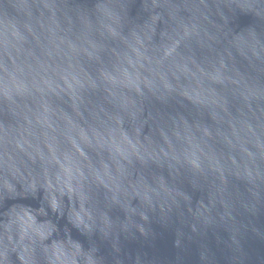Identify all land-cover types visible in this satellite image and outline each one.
<instances>
[{
    "label": "clouds",
    "instance_id": "1",
    "mask_svg": "<svg viewBox=\"0 0 264 264\" xmlns=\"http://www.w3.org/2000/svg\"><path fill=\"white\" fill-rule=\"evenodd\" d=\"M237 10L264 22V0H145L135 17L106 0L70 20L55 51L33 45L31 20L0 21V203L41 200L0 224V264H84L95 249L73 230L148 236L175 216L196 233L264 213V33L230 27ZM53 124L63 156L40 165L36 130ZM224 125L242 163L217 148Z\"/></svg>",
    "mask_w": 264,
    "mask_h": 264
},
{
    "label": "water",
    "instance_id": "2",
    "mask_svg": "<svg viewBox=\"0 0 264 264\" xmlns=\"http://www.w3.org/2000/svg\"><path fill=\"white\" fill-rule=\"evenodd\" d=\"M104 2L106 0H0V21L15 23L18 20H31L37 30L35 35H29L33 45L55 51L60 38L72 26L70 20L75 24L80 17L87 16L91 10ZM123 3L129 9L130 16L135 17L145 0H123ZM42 24L44 27H41ZM229 26L235 31L253 28L258 34L264 33V22L239 10L231 15ZM110 48L118 55L131 52L124 44H112ZM123 91L133 94L127 88ZM182 99L190 108H195V99ZM62 107L67 114L71 113L68 104ZM54 128L55 124L36 130L38 139L34 141V151L40 165H50L54 153L63 156L64 148L53 132ZM214 134L217 148L223 149L224 152H234L237 163H242L241 146L237 145L234 149L232 147L236 130L231 125H224L215 128ZM240 191L243 192L242 186ZM203 203H207L206 197L205 201H197L192 205L190 210L181 207L184 217L190 220L187 213L190 211L192 219H196L197 214L204 211ZM40 206V193H37L35 199H5L0 203V224L9 223L16 212L30 215L33 210L39 211ZM213 214H216L215 211ZM117 216L122 219L121 214L114 210L113 218ZM51 218L56 220L54 215H51ZM37 219L38 223H43L40 220L43 217L38 216ZM65 223L63 218L58 221L61 227ZM177 229L180 230L179 235ZM72 236L80 240L85 250L90 247L95 249V256L86 255L84 264H264V213L252 217L241 212L236 217L234 226L217 223L198 229L196 233H192L186 225L178 224L173 216L171 223L154 221L148 236L135 232H118L107 238L94 235L88 239L80 236L75 230L72 231ZM77 264L81 262L77 261Z\"/></svg>",
    "mask_w": 264,
    "mask_h": 264
}]
</instances>
